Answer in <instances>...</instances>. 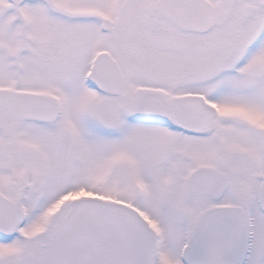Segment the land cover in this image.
I'll return each instance as SVG.
<instances>
[{"label": "snow or ice", "instance_id": "6c2138e0", "mask_svg": "<svg viewBox=\"0 0 264 264\" xmlns=\"http://www.w3.org/2000/svg\"><path fill=\"white\" fill-rule=\"evenodd\" d=\"M0 264H264V0H0Z\"/></svg>", "mask_w": 264, "mask_h": 264}]
</instances>
